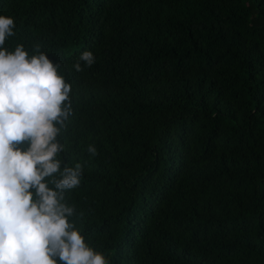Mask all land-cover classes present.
Segmentation results:
<instances>
[{
	"label": "trees",
	"instance_id": "obj_1",
	"mask_svg": "<svg viewBox=\"0 0 264 264\" xmlns=\"http://www.w3.org/2000/svg\"><path fill=\"white\" fill-rule=\"evenodd\" d=\"M0 15L4 48L39 44L72 85L60 158L83 166L66 199L90 247L109 264H264V0H0ZM85 50L96 62L71 70Z\"/></svg>",
	"mask_w": 264,
	"mask_h": 264
},
{
	"label": "clouds",
	"instance_id": "obj_2",
	"mask_svg": "<svg viewBox=\"0 0 264 264\" xmlns=\"http://www.w3.org/2000/svg\"><path fill=\"white\" fill-rule=\"evenodd\" d=\"M15 21L0 15V264H109L85 242L76 227L75 205L66 194L81 185L83 166L63 164L61 139L73 115L72 85L41 46L33 53L18 44ZM96 57L82 51L75 72L91 68ZM27 144L26 148L22 145ZM90 157L98 155L94 144Z\"/></svg>",
	"mask_w": 264,
	"mask_h": 264
}]
</instances>
